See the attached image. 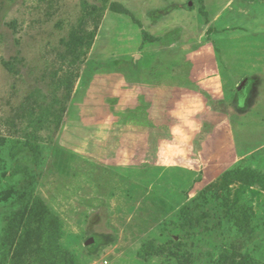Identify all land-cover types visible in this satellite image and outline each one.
Masks as SVG:
<instances>
[{
  "label": "rangeland",
  "instance_id": "rangeland-1",
  "mask_svg": "<svg viewBox=\"0 0 264 264\" xmlns=\"http://www.w3.org/2000/svg\"><path fill=\"white\" fill-rule=\"evenodd\" d=\"M57 242L264 264V0H0V264Z\"/></svg>",
  "mask_w": 264,
  "mask_h": 264
},
{
  "label": "trees",
  "instance_id": "trees-1",
  "mask_svg": "<svg viewBox=\"0 0 264 264\" xmlns=\"http://www.w3.org/2000/svg\"><path fill=\"white\" fill-rule=\"evenodd\" d=\"M54 250L60 255L62 264H79L76 256L72 254L68 249H66L59 242L55 244ZM185 263H188L185 261Z\"/></svg>",
  "mask_w": 264,
  "mask_h": 264
},
{
  "label": "clouds",
  "instance_id": "clouds-1",
  "mask_svg": "<svg viewBox=\"0 0 264 264\" xmlns=\"http://www.w3.org/2000/svg\"><path fill=\"white\" fill-rule=\"evenodd\" d=\"M179 115V114H178ZM183 118V117H182ZM173 134L177 137H180V144L177 145H169L165 144L162 148V154H167V153H175L177 151L181 150V145L186 142L187 137L184 136L183 130L179 127H176L173 129Z\"/></svg>",
  "mask_w": 264,
  "mask_h": 264
},
{
  "label": "water",
  "instance_id": "water-1",
  "mask_svg": "<svg viewBox=\"0 0 264 264\" xmlns=\"http://www.w3.org/2000/svg\"><path fill=\"white\" fill-rule=\"evenodd\" d=\"M246 84H247V81L243 82V83L240 85V87L238 88V91H241V90L246 86ZM93 241H94V240H93L92 238H90V239L86 242V245L89 246L90 244L93 243Z\"/></svg>",
  "mask_w": 264,
  "mask_h": 264
}]
</instances>
